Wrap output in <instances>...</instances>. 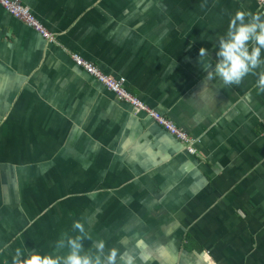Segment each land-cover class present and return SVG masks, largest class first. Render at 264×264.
Instances as JSON below:
<instances>
[{
  "label": "crops",
  "instance_id": "crops-1",
  "mask_svg": "<svg viewBox=\"0 0 264 264\" xmlns=\"http://www.w3.org/2000/svg\"><path fill=\"white\" fill-rule=\"evenodd\" d=\"M20 1L56 43L0 5V264L18 248L53 252L74 221L90 236L85 251L102 241L134 264H264V93L251 74L232 86L206 79L232 15L264 4ZM71 54L124 78L197 154Z\"/></svg>",
  "mask_w": 264,
  "mask_h": 264
},
{
  "label": "clouds",
  "instance_id": "clouds-1",
  "mask_svg": "<svg viewBox=\"0 0 264 264\" xmlns=\"http://www.w3.org/2000/svg\"><path fill=\"white\" fill-rule=\"evenodd\" d=\"M264 13H252L237 10L229 20L227 31L219 36V48L216 51L215 69L207 72V80L219 78L225 86L240 85L248 75L257 76L258 93H264ZM198 63L204 70L212 64L208 49H199ZM77 234L62 233L54 244V251L46 255L36 252L26 253L17 249L12 264H117L118 257L125 264H134V257H120L115 248L105 253V244L100 241L94 252L84 250V241L90 239L83 223L73 222ZM66 237V239H65ZM7 248V245L5 246ZM60 249H66L59 254ZM2 251V250H0Z\"/></svg>",
  "mask_w": 264,
  "mask_h": 264
},
{
  "label": "built area",
  "instance_id": "built-area-1",
  "mask_svg": "<svg viewBox=\"0 0 264 264\" xmlns=\"http://www.w3.org/2000/svg\"><path fill=\"white\" fill-rule=\"evenodd\" d=\"M264 4V0H258ZM0 5L14 18L20 20L25 26L37 32L45 41L50 43H56L55 36L50 33L31 13L29 8L25 6L20 0H0ZM72 59L76 63L77 67L86 71L89 75L97 79V81L103 85L109 92L113 93L119 101L126 102L140 111H148L151 116L161 122V124L178 140L185 143L187 152L192 155L196 153V140L190 137L187 131L180 129L176 124L169 120H165L162 116L150 110L134 96L129 94L125 89L126 80L124 78L115 79L113 77L103 75L96 65L84 60L79 55L71 54ZM264 125V121H263Z\"/></svg>",
  "mask_w": 264,
  "mask_h": 264
}]
</instances>
